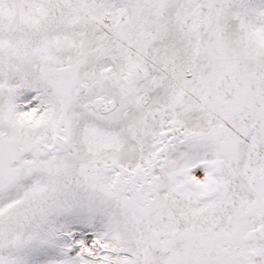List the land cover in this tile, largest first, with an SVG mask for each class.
Returning <instances> with one entry per match:
<instances>
[{
    "label": "snow or ice",
    "instance_id": "1",
    "mask_svg": "<svg viewBox=\"0 0 264 264\" xmlns=\"http://www.w3.org/2000/svg\"><path fill=\"white\" fill-rule=\"evenodd\" d=\"M0 264H264V0H0Z\"/></svg>",
    "mask_w": 264,
    "mask_h": 264
}]
</instances>
